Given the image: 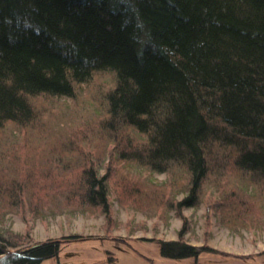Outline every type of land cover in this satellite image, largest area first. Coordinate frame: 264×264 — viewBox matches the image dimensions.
<instances>
[{
	"label": "trees",
	"instance_id": "obj_1",
	"mask_svg": "<svg viewBox=\"0 0 264 264\" xmlns=\"http://www.w3.org/2000/svg\"><path fill=\"white\" fill-rule=\"evenodd\" d=\"M103 74L95 124L118 155L177 168L191 191L227 166L251 191L264 184V0H0V126L28 128L35 97L72 98ZM123 133L139 144L118 148ZM99 169L83 170L85 198L106 207ZM63 239L9 250L0 232V264H40Z\"/></svg>",
	"mask_w": 264,
	"mask_h": 264
},
{
	"label": "rangeland",
	"instance_id": "obj_2",
	"mask_svg": "<svg viewBox=\"0 0 264 264\" xmlns=\"http://www.w3.org/2000/svg\"><path fill=\"white\" fill-rule=\"evenodd\" d=\"M109 81L95 77L72 98L37 96L28 128L0 126V232L17 243L9 250L75 236L60 243L56 264L87 252L95 264H264V184L251 191L227 166L191 191L177 168L148 170L118 155L95 124L104 108L95 86ZM124 134L118 148L139 144ZM90 167L105 176L106 207L85 198ZM162 241L199 253L164 257Z\"/></svg>",
	"mask_w": 264,
	"mask_h": 264
},
{
	"label": "crops",
	"instance_id": "obj_3",
	"mask_svg": "<svg viewBox=\"0 0 264 264\" xmlns=\"http://www.w3.org/2000/svg\"><path fill=\"white\" fill-rule=\"evenodd\" d=\"M79 249L82 250V248ZM99 254H100V258H104V255L102 253ZM94 260H95L94 257L87 252L78 255L65 256L63 258V264H95ZM56 263H57L56 260L53 258L45 259L42 262V264H56Z\"/></svg>",
	"mask_w": 264,
	"mask_h": 264
}]
</instances>
